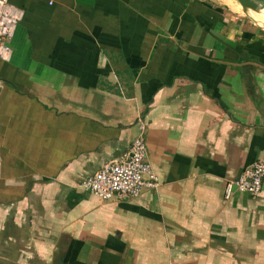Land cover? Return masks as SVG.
I'll list each match as a JSON object with an SVG mask.
<instances>
[{"label": "crops", "instance_id": "0c3cea01", "mask_svg": "<svg viewBox=\"0 0 264 264\" xmlns=\"http://www.w3.org/2000/svg\"><path fill=\"white\" fill-rule=\"evenodd\" d=\"M0 264H264V24L230 0H9ZM145 125L157 187L81 182Z\"/></svg>", "mask_w": 264, "mask_h": 264}, {"label": "built area", "instance_id": "2783aa9c", "mask_svg": "<svg viewBox=\"0 0 264 264\" xmlns=\"http://www.w3.org/2000/svg\"><path fill=\"white\" fill-rule=\"evenodd\" d=\"M22 11L9 0H0V59L10 60L12 50L9 40L20 21ZM145 125L139 124V132L128 149L119 156L104 162L80 186L100 200L135 198L144 188L157 187L159 180L147 159ZM264 183V159L244 168L238 176L226 180L223 197L230 199L235 192L257 196Z\"/></svg>", "mask_w": 264, "mask_h": 264}, {"label": "water", "instance_id": "95a60500", "mask_svg": "<svg viewBox=\"0 0 264 264\" xmlns=\"http://www.w3.org/2000/svg\"><path fill=\"white\" fill-rule=\"evenodd\" d=\"M237 1L241 6L242 11L250 18H251L250 12L262 13L264 11V0H237ZM251 19L254 22H256L253 18Z\"/></svg>", "mask_w": 264, "mask_h": 264}, {"label": "rangeland", "instance_id": "374dc122", "mask_svg": "<svg viewBox=\"0 0 264 264\" xmlns=\"http://www.w3.org/2000/svg\"><path fill=\"white\" fill-rule=\"evenodd\" d=\"M235 6L236 8L240 11V12H243L242 11V8L239 4V2L237 0H230ZM256 14V15H255ZM255 16L258 17L260 20H262L264 22V11L262 13L260 12H255Z\"/></svg>", "mask_w": 264, "mask_h": 264}, {"label": "bare ground", "instance_id": "6f19581e", "mask_svg": "<svg viewBox=\"0 0 264 264\" xmlns=\"http://www.w3.org/2000/svg\"><path fill=\"white\" fill-rule=\"evenodd\" d=\"M255 12H250V16H251V18H253L256 22H258V23H261V24H264V22L262 21V20H260L258 17H256L255 15Z\"/></svg>", "mask_w": 264, "mask_h": 264}]
</instances>
